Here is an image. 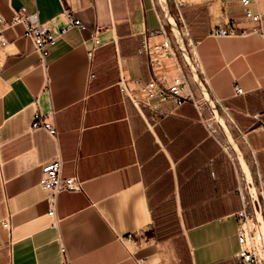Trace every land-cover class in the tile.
Returning a JSON list of instances; mask_svg holds the SVG:
<instances>
[{"label":"crops","instance_id":"0c3cea01","mask_svg":"<svg viewBox=\"0 0 264 264\" xmlns=\"http://www.w3.org/2000/svg\"><path fill=\"white\" fill-rule=\"evenodd\" d=\"M168 6L220 119L191 74L197 101L178 106L139 107L121 86L122 78L134 89L151 76L139 47L157 16L174 40L154 0H0L7 20L20 8L37 10L57 30L67 7L86 26L62 32L44 60L22 24L4 29L0 264H234L245 177L225 130L264 217V0L248 4L260 21L245 17L240 0L187 3L180 18ZM217 26L234 33L212 34ZM93 31L99 44L89 58ZM173 68L165 60L155 73L168 81ZM35 110L56 138L30 128ZM56 156L81 189L61 190L51 216L38 182L40 165Z\"/></svg>","mask_w":264,"mask_h":264},{"label":"built area","instance_id":"2783aa9c","mask_svg":"<svg viewBox=\"0 0 264 264\" xmlns=\"http://www.w3.org/2000/svg\"><path fill=\"white\" fill-rule=\"evenodd\" d=\"M204 0H168V3L173 11L180 18L181 8L187 3H196ZM250 0H240V3L245 7L244 15L251 20L260 21L261 16L254 13L249 7ZM61 14L65 18V23L57 30H53L47 21H40L38 18V11L28 13L24 8L14 11L13 15L7 20L0 14V50L4 49L8 44V39L5 35L4 29L10 25L22 24L24 34L28 37L34 46L35 51L41 60H44L48 54L49 48L56 42L57 37L64 31L77 27L85 29V23L76 18L70 9L64 7ZM159 26L156 30L150 31L146 34L139 47V52L145 56V60L151 76L145 81L134 80V89H129L125 85V78L120 81L121 86L130 94L135 104L139 107L154 108V104L160 101H171L174 105H180L184 102H193L195 98L194 91L190 82V72L181 64L179 55L180 50L174 40L168 34L165 23L159 16ZM262 24H259L258 30H261ZM215 35H229L233 34L234 30L231 28L217 26L210 31ZM91 47L87 49V56L90 58L93 49L99 44V38L96 31L91 32L90 35ZM182 56V55H181ZM183 59V58H182ZM167 61L174 68V75L168 81L163 80V77L155 73L157 65ZM93 76V73H90ZM236 93H242V88L234 85ZM154 99V103L151 100ZM30 128H43L46 132L56 138L57 129L50 122L46 120L42 113L35 110L30 123ZM62 160L59 156L46 160L40 165L39 185L47 192L48 211L47 214L54 216L57 202V194L61 190L77 191L81 189V180L76 175L65 176L61 172ZM242 193V189H239ZM236 235L239 243V250L234 254V264H264L260 260V255L264 256V248L262 239L258 229V222L250 200L243 195V203L241 209L236 212ZM2 225L9 228V222L3 221ZM255 232V234H254ZM257 246L259 248H257ZM62 254L65 252V247H60ZM260 251V255H259ZM146 258L139 257L137 262L139 264H146Z\"/></svg>","mask_w":264,"mask_h":264},{"label":"water","instance_id":"95a60500","mask_svg":"<svg viewBox=\"0 0 264 264\" xmlns=\"http://www.w3.org/2000/svg\"><path fill=\"white\" fill-rule=\"evenodd\" d=\"M158 3L160 5V8L162 10L163 15L165 16V19H166V22L170 28V31L172 32L174 41L176 42V44L180 50L182 58L186 64L190 74L192 75V78L196 82L200 92L203 95V98L208 102L209 106L212 108V110L215 113V115L217 116V118H219L217 111H216V108H215L212 100L210 99V96H209L208 92L206 91L204 85L202 84L193 62L191 61L190 55H189V53L185 47V44H184L183 38L181 36V33L179 31V28L177 26V23L174 20L172 14L170 12L167 0H163L162 2H161V0H158ZM225 132L228 134L231 146L233 147L234 151L236 152V154L240 158L241 167H242V170L244 173L245 181H246L248 188H249L248 190H249V195H250V199H251V204H252L255 216H256V220L258 222V229L260 232V236L262 239V245L264 248V217H263L262 210H261V208L257 202L258 197H257L256 191H255V187L253 185V181L249 175L246 163L244 162L241 155L239 154V151L237 150L236 145H235L232 137L230 136V134L226 130H225Z\"/></svg>","mask_w":264,"mask_h":264},{"label":"rangeland","instance_id":"374dc122","mask_svg":"<svg viewBox=\"0 0 264 264\" xmlns=\"http://www.w3.org/2000/svg\"><path fill=\"white\" fill-rule=\"evenodd\" d=\"M167 2H168V0H167ZM154 3H155V5H156V7L157 8H159L158 7V0H154ZM243 184H244V186H243V188H242V193H246V199H247V196H248V200H250V202H251V199H250V195H249V188H248V185H247V183H246V181H245V179H243ZM255 191H256V188H255ZM257 194V193H256ZM254 234H255V232H254ZM257 248H259L258 246H257ZM261 253H260V251H259V255H260ZM260 257H263V255H260Z\"/></svg>","mask_w":264,"mask_h":264},{"label":"bare ground","instance_id":"6f19581e","mask_svg":"<svg viewBox=\"0 0 264 264\" xmlns=\"http://www.w3.org/2000/svg\"><path fill=\"white\" fill-rule=\"evenodd\" d=\"M163 0H161V2H162ZM159 4V3H158ZM220 119V118H219Z\"/></svg>","mask_w":264,"mask_h":264}]
</instances>
